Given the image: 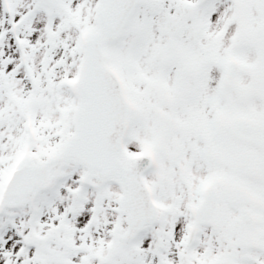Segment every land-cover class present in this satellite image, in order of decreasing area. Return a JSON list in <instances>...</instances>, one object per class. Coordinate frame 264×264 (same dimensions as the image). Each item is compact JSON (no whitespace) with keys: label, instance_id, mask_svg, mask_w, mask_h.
Wrapping results in <instances>:
<instances>
[{"label":"snow or ice","instance_id":"obj_1","mask_svg":"<svg viewBox=\"0 0 264 264\" xmlns=\"http://www.w3.org/2000/svg\"><path fill=\"white\" fill-rule=\"evenodd\" d=\"M0 264H264V0H0Z\"/></svg>","mask_w":264,"mask_h":264}]
</instances>
